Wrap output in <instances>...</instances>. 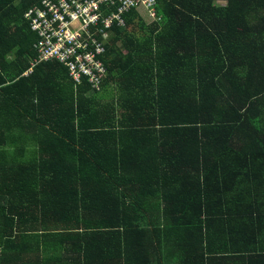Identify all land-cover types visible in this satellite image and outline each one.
Wrapping results in <instances>:
<instances>
[{"label":"trees","instance_id":"16d2710c","mask_svg":"<svg viewBox=\"0 0 264 264\" xmlns=\"http://www.w3.org/2000/svg\"><path fill=\"white\" fill-rule=\"evenodd\" d=\"M39 3L0 0V264H264V0L132 9L100 89Z\"/></svg>","mask_w":264,"mask_h":264},{"label":"built area","instance_id":"2783aa9c","mask_svg":"<svg viewBox=\"0 0 264 264\" xmlns=\"http://www.w3.org/2000/svg\"><path fill=\"white\" fill-rule=\"evenodd\" d=\"M104 3L108 11L102 10ZM156 5L157 0H40L25 19L38 36V62H59L77 84L85 80L100 89L108 74L104 56L113 28L125 26L124 15L134 8L155 20Z\"/></svg>","mask_w":264,"mask_h":264},{"label":"rangeland","instance_id":"374dc122","mask_svg":"<svg viewBox=\"0 0 264 264\" xmlns=\"http://www.w3.org/2000/svg\"><path fill=\"white\" fill-rule=\"evenodd\" d=\"M139 12H140V15H141V16H145V17H146V18L143 19V21H144L145 23H147V24L150 23V22H153V21H155V20H158L157 16L155 17V20H154V18H152V17H150V16H149V18H147V17H148V14H147L146 10L143 9V8H141V9L139 10ZM152 15L154 16V13H152Z\"/></svg>","mask_w":264,"mask_h":264}]
</instances>
